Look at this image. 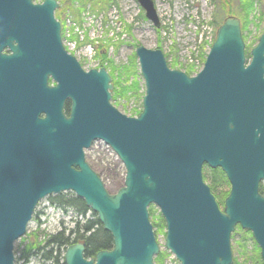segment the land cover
Returning <instances> with one entry per match:
<instances>
[{
    "label": "water",
    "instance_id": "obj_1",
    "mask_svg": "<svg viewBox=\"0 0 264 264\" xmlns=\"http://www.w3.org/2000/svg\"><path fill=\"white\" fill-rule=\"evenodd\" d=\"M138 2L159 27L154 0ZM59 7L0 0V264H15L14 244L38 204L66 192L98 215L113 249L88 259L86 245L73 244L65 264H154L151 204L181 264H233L238 226L252 233L264 264V31L248 58L241 21L227 18L194 76L171 69L161 50L138 46L145 95L130 117L111 104L107 69L85 71L66 50ZM96 141L125 166L115 194L86 161ZM204 165L231 185L223 209Z\"/></svg>",
    "mask_w": 264,
    "mask_h": 264
},
{
    "label": "rangeland",
    "instance_id": "obj_2",
    "mask_svg": "<svg viewBox=\"0 0 264 264\" xmlns=\"http://www.w3.org/2000/svg\"><path fill=\"white\" fill-rule=\"evenodd\" d=\"M154 2L160 19L159 27L146 17L138 0H60V7L55 11L56 19L62 24L65 47L77 58L85 71L102 68V64L107 66V62L101 57L102 52L107 53L118 72L111 71V67L107 71L110 74L112 72L115 80L120 82L116 85L120 88L116 87L112 77L111 104L130 117L137 116L142 111L141 94L145 93V83L136 56L138 46L161 50L170 68L185 73L191 71L190 76H194L202 69L210 45L216 40L217 31L227 18L235 17L241 21L248 54L257 45L264 31V0H254V12L248 23L241 8L242 0ZM67 36H70L69 42L66 40ZM134 82L141 86L139 91L134 90ZM124 90L125 96L122 95ZM86 161L93 170L101 174L98 173L110 193L114 194L118 187H123L125 166L103 141L94 142L86 150ZM210 178L209 167L205 166L204 180L211 188ZM228 188L230 190V185ZM212 193L216 197L217 192ZM54 197H47L38 204L27 232L15 242L16 264H54L37 256L21 259L19 263L18 258L27 244L35 239L43 244L61 230L76 227L77 222L82 226L86 220L95 219L90 211L84 217L74 209L64 211L61 206L51 202L50 198ZM149 218L160 247L159 254L154 257V264H181L166 248V223L156 204L149 206ZM231 247L234 264H250L252 258L261 256L260 247L252 234L240 227L232 233ZM65 252L66 248L63 247L58 264H64Z\"/></svg>",
    "mask_w": 264,
    "mask_h": 264
},
{
    "label": "trees",
    "instance_id": "obj_3",
    "mask_svg": "<svg viewBox=\"0 0 264 264\" xmlns=\"http://www.w3.org/2000/svg\"><path fill=\"white\" fill-rule=\"evenodd\" d=\"M62 1H66V0H62ZM241 8L245 13V20L248 23L254 9V0H242ZM101 57L103 61L107 62L108 64L107 66L102 64L101 67L105 66L107 70L110 69L111 67L112 68L111 71L118 72L113 67V62L109 60L106 52H102ZM186 73L188 75H192L191 71ZM118 74L120 75V73ZM110 75H112L113 79L115 80V76L112 72ZM118 83L120 82L115 80V86L118 85ZM116 87L120 88V86H116ZM139 89H141L139 83L134 82V90L139 91ZM123 93L124 94L122 95L125 96L126 91L124 90ZM144 95L145 93L141 94L142 99ZM69 108L70 107L67 106L65 109L67 113H69ZM140 112H138L137 115H139ZM209 171L211 176L210 178L211 189L213 192H217L216 195L217 201L219 205L222 206L223 208L225 204V200L230 193L229 188L227 189V186L229 187L230 183L221 169L209 168ZM117 184L118 181L116 182V185ZM120 188L121 187H118L117 191ZM261 192L264 195V187H261ZM50 200L53 204H57L61 206L64 211L74 209V211H76L77 214L82 215L83 217L86 216L89 211H91L89 208H87V206L85 205L84 201L81 198L76 197L75 194L71 192L55 196L54 198H50ZM92 214L94 215L95 219L86 220L82 226L80 225V222H77L76 227L69 230L66 229L61 230L57 234L50 236L43 244L38 242L37 239H35V241L31 243H28L21 257L18 258V263L21 259L27 260L32 256H37V257H41V259L46 262L49 261L51 263L58 264L59 258L61 256V249L63 247L67 249V247H69L70 245L78 244V243H84L86 245L85 257L88 259L94 257L98 252L102 250H111L113 248V238L111 234L109 232L104 231L102 224L100 223L97 215L93 212ZM250 264H263L261 256L258 255L257 257L252 258Z\"/></svg>",
    "mask_w": 264,
    "mask_h": 264
},
{
    "label": "flooded vegetation",
    "instance_id": "obj_4",
    "mask_svg": "<svg viewBox=\"0 0 264 264\" xmlns=\"http://www.w3.org/2000/svg\"><path fill=\"white\" fill-rule=\"evenodd\" d=\"M57 1H58V0H57ZM2 53H3V54H4V53H7V50H3ZM50 83L53 84V82H52L51 79H50ZM67 106L70 107V103H69V101L66 102V104H65V109H66ZM65 111H66V110H65ZM66 113H67V112H66ZM67 115H68V113H67Z\"/></svg>",
    "mask_w": 264,
    "mask_h": 264
},
{
    "label": "bare ground",
    "instance_id": "obj_5",
    "mask_svg": "<svg viewBox=\"0 0 264 264\" xmlns=\"http://www.w3.org/2000/svg\"><path fill=\"white\" fill-rule=\"evenodd\" d=\"M253 12H254V9H253ZM253 12H252V14H253ZM252 14H251V15H252ZM254 16H255V15H254ZM64 256H65V255H64ZM64 262H65V259H64Z\"/></svg>",
    "mask_w": 264,
    "mask_h": 264
},
{
    "label": "built area",
    "instance_id": "obj_6",
    "mask_svg": "<svg viewBox=\"0 0 264 264\" xmlns=\"http://www.w3.org/2000/svg\"><path fill=\"white\" fill-rule=\"evenodd\" d=\"M68 37V36H67ZM67 42H69L68 40H67Z\"/></svg>",
    "mask_w": 264,
    "mask_h": 264
}]
</instances>
